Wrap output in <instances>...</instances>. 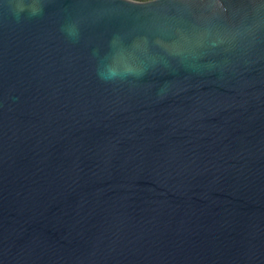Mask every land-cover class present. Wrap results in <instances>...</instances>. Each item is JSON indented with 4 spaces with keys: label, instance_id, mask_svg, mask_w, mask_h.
<instances>
[{
    "label": "water",
    "instance_id": "water-1",
    "mask_svg": "<svg viewBox=\"0 0 264 264\" xmlns=\"http://www.w3.org/2000/svg\"><path fill=\"white\" fill-rule=\"evenodd\" d=\"M0 264H264V0H0Z\"/></svg>",
    "mask_w": 264,
    "mask_h": 264
},
{
    "label": "rangeland",
    "instance_id": "rangeland-1",
    "mask_svg": "<svg viewBox=\"0 0 264 264\" xmlns=\"http://www.w3.org/2000/svg\"><path fill=\"white\" fill-rule=\"evenodd\" d=\"M138 1H143V0H138Z\"/></svg>",
    "mask_w": 264,
    "mask_h": 264
}]
</instances>
